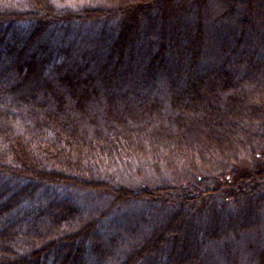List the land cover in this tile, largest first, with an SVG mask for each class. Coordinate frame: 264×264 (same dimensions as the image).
<instances>
[{
  "label": "trees",
  "instance_id": "obj_1",
  "mask_svg": "<svg viewBox=\"0 0 264 264\" xmlns=\"http://www.w3.org/2000/svg\"><path fill=\"white\" fill-rule=\"evenodd\" d=\"M163 1L2 0L0 48L4 51L0 52L15 59L10 63L17 71L13 79L17 82L2 90L0 98V264H105L93 255L98 256L95 250L106 210L91 208L87 202L99 196L108 201V214L114 207L129 204L145 207L139 241L106 264H197L210 243L260 226L264 209V2L254 13L258 30L250 39L237 41L232 59L183 73L165 59L146 67L145 83L159 80L166 89L170 108L176 112L174 127L164 124L162 116L155 117L156 103H147L150 117L131 116L124 99L102 81L100 107L107 125L103 139L50 118L53 113L46 110L42 126L23 128L14 118L19 108H9L45 107L38 94L47 88L52 91L50 97L58 99L59 90L37 87L36 56L27 60L22 56L27 44L43 31L44 18L56 15L60 6L76 5L73 24L75 29H85L89 39L102 21L118 25L104 45L105 62H99L102 71L111 58L119 61L128 34L135 32L146 40L156 35L152 20L160 15ZM62 81L76 104L89 97L88 88L73 76ZM58 101L60 110L63 102ZM192 120L200 138L198 154L187 140ZM113 145L148 168L156 183L133 189L117 181L105 167L103 152ZM207 199L205 212L191 214L193 206Z\"/></svg>",
  "mask_w": 264,
  "mask_h": 264
},
{
  "label": "rangeland",
  "instance_id": "obj_2",
  "mask_svg": "<svg viewBox=\"0 0 264 264\" xmlns=\"http://www.w3.org/2000/svg\"><path fill=\"white\" fill-rule=\"evenodd\" d=\"M262 2L264 0H164L160 15L152 20L156 26V35L146 40L142 35H134L135 32L128 34L119 61L116 63V59L111 58L103 65L102 71H99V62H105L104 45L111 41L112 33H115L114 29L118 25L102 21L95 25L96 34L89 39L85 35V29H75L73 24L76 5L68 3L65 8L60 6L56 15L44 18L41 28L35 26L43 28V31L27 44L22 56L24 60L30 55L36 56L40 67L37 87L41 86L43 90L47 85L59 90L58 99L53 100L50 97L52 91L47 88L43 90L45 94H38V101L45 100V107L31 104L22 107V110L14 105L9 108L11 111L19 108V111L14 112V118L17 125L23 128L42 126L43 119H47L43 113L46 110L53 113L49 114L50 118L54 117L56 121L67 124L72 129L103 139L107 134V125L100 107V88L103 82L107 86L112 85L114 94L124 99L131 116L150 117L147 103H156L159 112L155 111V117L162 116L164 124L174 127L176 112L170 108L166 89L159 80L145 83L146 67L152 61L165 59L169 66L177 67L183 73L189 68L201 71L228 58L232 59L231 53L237 41L242 37L250 39L258 30L254 24V13L258 12ZM0 5L4 6L2 0ZM2 45L5 46L4 43ZM0 51L3 52L4 48L1 47ZM2 52L1 99L2 90L9 89L17 82L13 81L17 77V71L10 63L15 59ZM67 76H73L76 82L86 86L90 92L89 97L79 105L62 83V78ZM58 100L63 102L60 110L57 109ZM187 126L189 148L196 154L201 153L196 124L192 120ZM103 152L106 157L105 167L126 187L137 189L145 185L150 188L156 183L148 168L129 159L116 146L107 147ZM206 201L208 199L193 206L191 214L205 212ZM216 201L220 202L219 196ZM87 202L91 208L106 210L100 224L101 242L95 250L98 256L93 255V259L109 263L139 241L144 230L141 221V209L144 206L129 204L114 207L108 214L109 209L105 208L109 203L105 197L88 198ZM198 221L202 222L200 218ZM197 264H264V209L257 229L210 243L203 251L201 262Z\"/></svg>",
  "mask_w": 264,
  "mask_h": 264
}]
</instances>
